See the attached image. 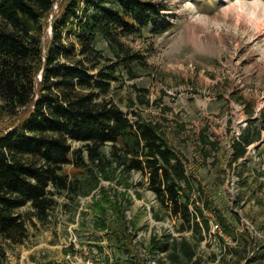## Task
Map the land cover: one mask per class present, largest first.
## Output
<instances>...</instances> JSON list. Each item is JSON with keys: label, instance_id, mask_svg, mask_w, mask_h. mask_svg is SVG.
<instances>
[{"label": "trees", "instance_id": "trees-1", "mask_svg": "<svg viewBox=\"0 0 264 264\" xmlns=\"http://www.w3.org/2000/svg\"><path fill=\"white\" fill-rule=\"evenodd\" d=\"M56 4L51 38L44 42ZM165 7L150 0H0V119L25 113L0 133V264L3 241L22 244L28 238L27 218H46L58 204L57 195L75 197L84 186L82 193L89 195L101 180L133 187L139 199L137 186H146L158 202L152 207L154 220L178 219L179 236L151 238L148 251L159 254L160 263L204 264L198 247L203 233L211 231L204 187L189 173L164 123L137 110L126 112L113 96L120 74L137 79L136 67L145 64L123 40L146 28L168 31L172 24ZM138 104L150 101L140 96ZM245 111L248 122L234 138L233 162L264 144V120L254 118L253 109ZM200 139L217 149L204 134ZM69 165L84 178L71 177L65 170ZM133 173L141 174L140 182H130ZM26 206L29 212H20ZM118 207V242L131 240L135 233L126 226L123 206ZM218 218L233 235L228 220ZM96 220L98 228L105 227L106 217ZM124 251L130 254L131 248Z\"/></svg>", "mask_w": 264, "mask_h": 264}, {"label": "rangeland", "instance_id": "rangeland-1", "mask_svg": "<svg viewBox=\"0 0 264 264\" xmlns=\"http://www.w3.org/2000/svg\"><path fill=\"white\" fill-rule=\"evenodd\" d=\"M150 1L166 6L164 14L172 26L166 32L146 28L123 40L145 64L136 67L141 73L137 79L120 74L113 83L114 99L126 112L137 110L164 123L189 173L204 187L202 199L210 202L205 208L210 222L221 214L235 228L233 235L223 227L222 232L211 228L203 233L198 254L204 264H264V144L250 147L239 162L231 158L234 138L248 122L245 110L253 109L254 118L264 120V0ZM59 7L56 4L49 16L44 42L51 38L52 17ZM99 47L108 54L104 43ZM140 96L150 105L141 107ZM24 114L0 119V133ZM203 134L218 144L217 149L203 145ZM65 170L71 177L84 178L72 165ZM141 179L140 173H133L130 182ZM82 190L86 186L75 197L57 195L58 204L46 218H27L29 235L24 243L3 241V264H69L74 242L79 249H96H91L95 264H149L148 259L169 264L149 253L150 241L155 234L179 236L175 229L180 222L171 216L154 220L152 206L157 208L158 202L152 191L137 186L139 199L135 188L126 189L116 180H101L89 195ZM118 206H123L129 232L135 233L131 240L118 242ZM29 210L26 206L20 212ZM101 216L106 224L98 228L96 219ZM243 220L254 226L252 233L242 230ZM119 245L130 247L131 253Z\"/></svg>", "mask_w": 264, "mask_h": 264}, {"label": "built area", "instance_id": "built-area-1", "mask_svg": "<svg viewBox=\"0 0 264 264\" xmlns=\"http://www.w3.org/2000/svg\"><path fill=\"white\" fill-rule=\"evenodd\" d=\"M153 201L155 202V200ZM243 221H245L246 229L243 228L242 230L249 231L250 233H252L255 230L254 226L246 220H243ZM210 226L212 230L222 232V226L217 220H212L210 222ZM71 246H72L71 248L72 250L67 256L69 264H95L94 259L91 256V249L96 250L93 246L82 247L79 249L77 248L78 245L75 242ZM81 250H84V251H81ZM148 261H149V264L156 263L154 259H148Z\"/></svg>", "mask_w": 264, "mask_h": 264}]
</instances>
